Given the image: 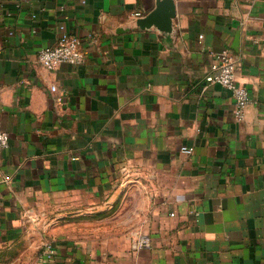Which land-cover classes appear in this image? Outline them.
I'll return each mask as SVG.
<instances>
[{
	"label": "crops",
	"instance_id": "obj_1",
	"mask_svg": "<svg viewBox=\"0 0 264 264\" xmlns=\"http://www.w3.org/2000/svg\"><path fill=\"white\" fill-rule=\"evenodd\" d=\"M174 1L167 32L155 0H0V264H264V0ZM61 23L85 56L48 69Z\"/></svg>",
	"mask_w": 264,
	"mask_h": 264
},
{
	"label": "built area",
	"instance_id": "obj_2",
	"mask_svg": "<svg viewBox=\"0 0 264 264\" xmlns=\"http://www.w3.org/2000/svg\"><path fill=\"white\" fill-rule=\"evenodd\" d=\"M45 7L41 6L43 10ZM136 15H142L141 11ZM37 14L34 12L32 18L36 20ZM62 34L54 45L43 46L38 52L40 63L48 69L56 68L62 62L80 63L83 61L85 53L81 38L66 29L65 23L59 25ZM203 34H200L202 37ZM237 61L234 54L228 49L213 52V60L210 70L206 74V81L213 84H220L227 87L234 99V116L237 121H243L246 117V109L251 101V94L247 86L238 82L236 77ZM53 91L57 90L56 85H52ZM58 101L62 102V96H58ZM9 132L0 124V147L9 146ZM181 151L192 153L194 146L182 145ZM148 238L143 237L139 241L140 246L148 245ZM41 255L44 258L53 257L57 249L52 241L46 240L41 246Z\"/></svg>",
	"mask_w": 264,
	"mask_h": 264
},
{
	"label": "water",
	"instance_id": "obj_3",
	"mask_svg": "<svg viewBox=\"0 0 264 264\" xmlns=\"http://www.w3.org/2000/svg\"><path fill=\"white\" fill-rule=\"evenodd\" d=\"M156 6L146 15L137 19V25L144 29L156 26L162 31L173 30V20L176 17V4L174 0H155Z\"/></svg>",
	"mask_w": 264,
	"mask_h": 264
}]
</instances>
